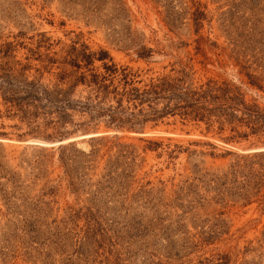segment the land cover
I'll return each instance as SVG.
<instances>
[{
	"label": "rangeland",
	"instance_id": "374dc122",
	"mask_svg": "<svg viewBox=\"0 0 264 264\" xmlns=\"http://www.w3.org/2000/svg\"><path fill=\"white\" fill-rule=\"evenodd\" d=\"M105 63L264 110V0H0V264H264V127L119 128Z\"/></svg>",
	"mask_w": 264,
	"mask_h": 264
},
{
	"label": "trees",
	"instance_id": "16d2710c",
	"mask_svg": "<svg viewBox=\"0 0 264 264\" xmlns=\"http://www.w3.org/2000/svg\"><path fill=\"white\" fill-rule=\"evenodd\" d=\"M104 55L108 56L105 52ZM102 55L101 60H105ZM94 62V55H87L86 65L90 66ZM75 66L81 65L75 60ZM105 73L102 75H92V80L86 81V76L82 75L79 80L94 84L98 90H102V101L114 100V104L109 107H102V113L108 114L110 123H116L119 128L129 124V128H135L139 120L138 113L129 112L131 107L138 109L139 114H143V107L148 106L150 115L155 118L167 115H180L183 119H190L196 122H204L209 126L219 125L220 130H224L226 125L236 131L238 124L246 125L252 131L258 132L264 127V110L257 104L246 103L244 94L229 88L219 86L218 83L209 81L199 86L193 85L189 74L182 71L180 76L173 77L164 75L152 79L143 88L131 87L133 76L128 68L119 69L115 64H104ZM6 83L14 84L12 73L4 75ZM1 77V76H0ZM3 78V77H1ZM64 79V78H63ZM118 80L119 84L115 85ZM77 84V83H76ZM26 87L37 88L35 83H26ZM13 86H10V88ZM62 91V90H59ZM42 92L48 96L49 91L43 89ZM10 97H5L6 103L16 102L19 97L13 90ZM127 101L129 105H125ZM163 101L162 108L158 109L159 102ZM22 108L21 105H17Z\"/></svg>",
	"mask_w": 264,
	"mask_h": 264
},
{
	"label": "bare ground",
	"instance_id": "6f19581e",
	"mask_svg": "<svg viewBox=\"0 0 264 264\" xmlns=\"http://www.w3.org/2000/svg\"><path fill=\"white\" fill-rule=\"evenodd\" d=\"M99 135V134H98Z\"/></svg>",
	"mask_w": 264,
	"mask_h": 264
}]
</instances>
